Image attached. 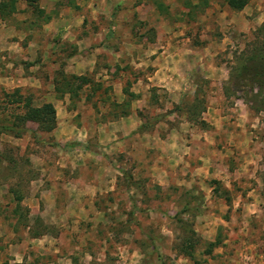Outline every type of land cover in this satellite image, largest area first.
<instances>
[{"label":"rangeland","instance_id":"1","mask_svg":"<svg viewBox=\"0 0 264 264\" xmlns=\"http://www.w3.org/2000/svg\"><path fill=\"white\" fill-rule=\"evenodd\" d=\"M246 2L21 0L0 18V126L15 94L55 112L0 133V264H264V85H232L264 58V0Z\"/></svg>","mask_w":264,"mask_h":264},{"label":"trees","instance_id":"2","mask_svg":"<svg viewBox=\"0 0 264 264\" xmlns=\"http://www.w3.org/2000/svg\"><path fill=\"white\" fill-rule=\"evenodd\" d=\"M21 0H0V18L9 17L14 14L17 9L16 5ZM25 1V0H22ZM28 2H35V0H28ZM246 0H226V5L234 11L241 10L246 5ZM36 16H43L44 13L42 10L36 9ZM43 21H47L49 18L47 16L43 17ZM236 78H234V82L232 85L237 89H245L248 90L253 89L254 84L261 83L263 81L264 85V58L258 56V58H247L246 63L240 64L236 71ZM61 84L66 88L67 92H70V87L74 82H78L76 86H80L86 83V79L82 76H70L67 80L57 81V83ZM77 89V88H75ZM16 95V99H14L15 103H22V108L24 110L22 115L13 116L10 124H2L0 126V133H8L9 135L18 138L25 131V124L27 122L36 123L39 128H41L44 132H49L53 129L55 125V112L50 103H44L40 107H31L30 100L28 98H22L19 95ZM75 146H80L79 143L69 144V148H73ZM19 198H16V201L19 202ZM17 202V203H18ZM188 207H186L183 211L187 213ZM38 220H35V223ZM37 233L34 237L39 236ZM214 244H207L208 249L207 252L210 251V248ZM182 250L186 254L188 249H192V244L190 239H186L182 244ZM160 259V257H158ZM160 264H164L162 260H159Z\"/></svg>","mask_w":264,"mask_h":264}]
</instances>
